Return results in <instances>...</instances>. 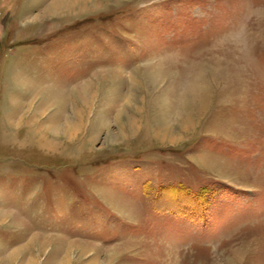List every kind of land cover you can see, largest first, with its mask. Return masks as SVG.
<instances>
[{"label":"rangeland","instance_id":"obj_1","mask_svg":"<svg viewBox=\"0 0 264 264\" xmlns=\"http://www.w3.org/2000/svg\"><path fill=\"white\" fill-rule=\"evenodd\" d=\"M58 1L0 0V264H264V0Z\"/></svg>","mask_w":264,"mask_h":264},{"label":"bare ground","instance_id":"obj_2","mask_svg":"<svg viewBox=\"0 0 264 264\" xmlns=\"http://www.w3.org/2000/svg\"><path fill=\"white\" fill-rule=\"evenodd\" d=\"M74 4H75V0H60V1L56 2V3H54V5H52L48 9V14L49 15H56L59 12H62V11H67V10L69 11L70 8L74 6ZM204 84L205 83H203V85H201V86H203V88L201 86L198 88L197 87L198 85L197 86L194 85L193 90H191L192 94L190 96H187V97L183 98L182 101H180L181 102L180 104H182L181 106L183 108L184 117L187 118V120H189L191 118L192 114L190 112H192L194 110L193 107L195 108V106L198 103H200L199 105H205V104H207V101L209 100V98L206 97L207 96V91H206V96L202 92V89L205 88ZM196 88H198V89H196ZM189 123H190V121H189ZM162 131H163V134L165 136L168 133H170L171 127L167 126ZM29 264H32V262H29Z\"/></svg>","mask_w":264,"mask_h":264},{"label":"trees","instance_id":"obj_3","mask_svg":"<svg viewBox=\"0 0 264 264\" xmlns=\"http://www.w3.org/2000/svg\"><path fill=\"white\" fill-rule=\"evenodd\" d=\"M189 195H192L194 200L198 201V200H203V197H204L205 193L203 191V192H201V194H197V195L189 194Z\"/></svg>","mask_w":264,"mask_h":264}]
</instances>
